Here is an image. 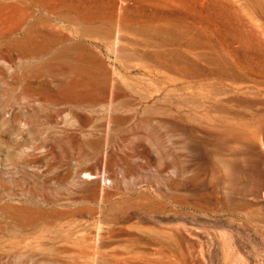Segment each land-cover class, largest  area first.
Here are the masks:
<instances>
[{
  "label": "rangeland",
  "instance_id": "374dc122",
  "mask_svg": "<svg viewBox=\"0 0 264 264\" xmlns=\"http://www.w3.org/2000/svg\"><path fill=\"white\" fill-rule=\"evenodd\" d=\"M0 264H264V0H0Z\"/></svg>",
  "mask_w": 264,
  "mask_h": 264
},
{
  "label": "bare ground",
  "instance_id": "6f19581e",
  "mask_svg": "<svg viewBox=\"0 0 264 264\" xmlns=\"http://www.w3.org/2000/svg\"><path fill=\"white\" fill-rule=\"evenodd\" d=\"M85 176H87V174Z\"/></svg>",
  "mask_w": 264,
  "mask_h": 264
}]
</instances>
